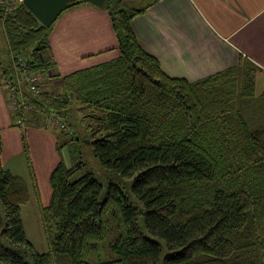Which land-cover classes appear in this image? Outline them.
Listing matches in <instances>:
<instances>
[{"label":"trees","instance_id":"16d2710c","mask_svg":"<svg viewBox=\"0 0 264 264\" xmlns=\"http://www.w3.org/2000/svg\"><path fill=\"white\" fill-rule=\"evenodd\" d=\"M99 8L117 57L64 76L48 75L51 24L41 26L22 4L0 10L10 56L1 79L20 74L22 56L40 86L59 81L37 95L22 89L31 107L23 124L29 112L71 126L73 103L86 110L85 133L63 144L68 166L56 145L49 201L38 210L45 252L34 250L20 217L26 182L0 166V262L88 264L85 255L113 230L115 259L99 264H264V91L254 95L253 68L239 59L193 82L169 78L130 29L145 9L120 0ZM86 151L105 186L86 170Z\"/></svg>","mask_w":264,"mask_h":264},{"label":"crops","instance_id":"0c3cea01","mask_svg":"<svg viewBox=\"0 0 264 264\" xmlns=\"http://www.w3.org/2000/svg\"><path fill=\"white\" fill-rule=\"evenodd\" d=\"M120 1L127 7L145 9L131 18L129 26L140 49L157 61L167 77L193 82L232 68L241 59L254 70V95L264 91V80L260 79L264 77V0H148L138 8L131 4L133 0ZM4 42L0 73L10 60L5 37ZM47 45L53 64L49 76H64L113 60L118 55L105 10L88 3L75 4L58 15L51 23ZM1 78L0 90L4 89ZM47 79L54 84L59 82ZM3 98L0 92V166L10 172L3 166L5 149L12 143L19 153L22 147H19L14 122L7 118V114L12 115L7 108V97L6 102ZM31 116L34 127L28 128V132L24 129L28 150L42 146L50 155H55L53 164L46 168L44 179L48 184L49 173L58 161L56 144L42 130V124L39 127L41 118ZM34 181L36 194L33 196L29 190V200L20 207V215L48 204L50 188L48 197L40 198L37 174ZM26 182L32 184L30 176Z\"/></svg>","mask_w":264,"mask_h":264},{"label":"rangeland","instance_id":"374dc122","mask_svg":"<svg viewBox=\"0 0 264 264\" xmlns=\"http://www.w3.org/2000/svg\"><path fill=\"white\" fill-rule=\"evenodd\" d=\"M147 2L148 0H133L131 4L134 7L138 8L140 6H143ZM4 48H5L4 35L0 25V51H2ZM260 79L264 80V77L260 76ZM47 80L45 81L46 84L43 83L41 85L42 87L44 86L48 87L47 89L49 90L53 88L55 90H58L55 87V85L57 84H54ZM257 88H260V81L259 82L257 81ZM0 92L2 93V97H4L3 99L6 102V96H7L6 92L4 91V89H1ZM85 111H86L85 109H80V106L74 102L72 108V114L73 117L75 118V121L71 122L73 123V125L71 126L64 125V128L62 129V131L64 132H59L61 129L60 122L57 124V126H55V121L52 120L50 116H45L42 114L38 115L41 118V120L39 121V127L42 124L44 126L43 127L44 129L42 130L53 138L54 143L57 146H61L60 155L64 160L66 166H68L69 163H68L66 148L63 147V144L66 143L70 138L79 137L85 133L86 120L83 116V113H85ZM9 114H7L8 120L14 122V117L11 114L10 115ZM26 116H27V122L24 123L22 127H16L14 125V128H16L15 131H17L20 149L22 147L21 138L23 137L24 140L26 141L24 129L26 128L28 132L29 131L28 128L31 127L33 128L35 124L29 112L26 113ZM5 150H6V159H5L6 162L3 166L8 168L13 175L20 176L25 182L27 179H29V172H28L29 170L28 166H29L31 168V172L34 173L35 175L37 174V178H38L37 189H38L39 197L40 198L48 197L49 185L46 183L44 177H46V168L47 167L49 168L50 164H53L55 160L54 158L55 155L53 156L50 155L47 151H45V149L42 146L30 147L29 150L27 147V150L25 152L20 151L18 153L17 152L18 149L16 150L15 146L13 148V144L11 143L8 144ZM84 157L87 160L86 170L92 173L94 179L101 182L103 186H105V182L102 178L103 169L99 167L97 163L90 157V153L88 151H86ZM26 184L28 186V193L30 190L32 195L34 196L36 194L35 181H34V185H35L34 189L32 184H28L27 182ZM38 210H39L38 206L37 209L26 210L25 213L24 212L21 213L20 217H22L23 220L26 237L30 242V244L32 245V247L34 248V250L37 252H45L47 247L38 217ZM114 235H115L114 231L110 230L104 240L98 242L93 250L88 251V253L84 257V261L88 264H99L115 259V255L113 254V252L109 247L114 238Z\"/></svg>","mask_w":264,"mask_h":264},{"label":"built area","instance_id":"2783aa9c","mask_svg":"<svg viewBox=\"0 0 264 264\" xmlns=\"http://www.w3.org/2000/svg\"><path fill=\"white\" fill-rule=\"evenodd\" d=\"M21 2L22 0H0V10L3 15L8 14L21 4ZM16 64V68L19 69L20 74H15L13 79L9 76L2 79V85L7 95L8 110L14 115V125L16 127H22L23 112L30 110L31 107L23 99L21 91L25 89L33 95L42 93V86L39 85V83L42 82V78L37 73L23 70L25 62L22 56L17 57ZM51 119L55 121V126H57L59 120L53 116H51ZM60 128H64L62 124Z\"/></svg>","mask_w":264,"mask_h":264},{"label":"water","instance_id":"95a60500","mask_svg":"<svg viewBox=\"0 0 264 264\" xmlns=\"http://www.w3.org/2000/svg\"><path fill=\"white\" fill-rule=\"evenodd\" d=\"M85 2L101 7L105 0H22V6L36 19L41 26H48L69 4Z\"/></svg>","mask_w":264,"mask_h":264}]
</instances>
